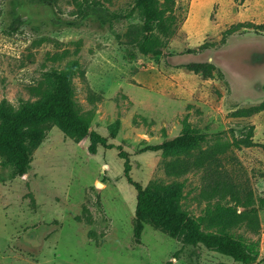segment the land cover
<instances>
[{
	"label": "rangeland",
	"instance_id": "obj_1",
	"mask_svg": "<svg viewBox=\"0 0 264 264\" xmlns=\"http://www.w3.org/2000/svg\"><path fill=\"white\" fill-rule=\"evenodd\" d=\"M159 5L172 28L157 31L154 56L140 50L136 0H0V106L53 93L50 74L68 72L75 108L116 145L92 154L88 137L50 125L26 174L0 165V264H244L150 224L136 243L137 191L120 151L133 180L166 187L172 207L201 218L203 231L255 243L253 264H264V110L243 114L264 101V0ZM206 61L220 72L186 66ZM189 128L204 139L186 152L147 149ZM249 138L254 145L233 144ZM184 163L193 168L170 169Z\"/></svg>",
	"mask_w": 264,
	"mask_h": 264
},
{
	"label": "trees",
	"instance_id": "obj_2",
	"mask_svg": "<svg viewBox=\"0 0 264 264\" xmlns=\"http://www.w3.org/2000/svg\"><path fill=\"white\" fill-rule=\"evenodd\" d=\"M160 0H136V5L144 16V29L146 34L140 40V50L144 54L159 56L161 49V36L158 30L168 32L171 30V17L165 15V8L160 7ZM243 27H256L253 23H240ZM236 26L227 29L225 34L230 35ZM209 48V44L203 43L198 48L189 49L190 53L202 52ZM186 66L194 71L203 72L207 77H213L220 69L211 62H190ZM56 82L53 93L44 94L36 101L22 100L17 110H6L5 105L0 106V165L9 166L14 175H24L31 167L32 155L46 137L47 127L56 125L67 136L76 140L88 137L90 143L88 150L97 154L99 147L114 148L108 137L91 128L87 118L81 115L75 108L73 90L71 86V74L65 71H54L50 74ZM264 110V101L255 104L243 114L251 115ZM119 121L115 124L112 136H116ZM204 136L189 128L184 133L165 141L152 145L147 149L163 150L165 153L186 152L185 150L197 145ZM234 139V146H252L254 142L249 139ZM121 148L120 146H117ZM120 156L125 159L124 172L128 181L137 191V205L133 222V234L136 243L142 242L143 231L146 224L152 225L171 237L181 236L188 244H203L210 249H216L232 256L235 260L244 264H253L259 254L255 243H247L241 238L230 233H211L202 229L203 220L190 215L186 211L172 207L169 193L166 187L158 182H150L143 186L133 180L131 176V163L128 153L120 151ZM203 162V161H202ZM201 162V163H202ZM184 163L181 166L171 164L170 169H179L183 172L193 168V165ZM220 182L216 184L219 188ZM91 233V232H90ZM167 264H173L169 261Z\"/></svg>",
	"mask_w": 264,
	"mask_h": 264
}]
</instances>
